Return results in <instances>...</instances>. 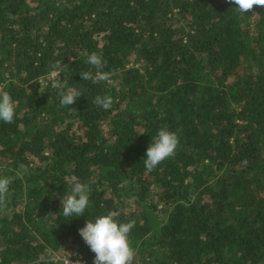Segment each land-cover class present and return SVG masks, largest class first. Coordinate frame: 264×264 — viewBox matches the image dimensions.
<instances>
[{"label": "trees", "instance_id": "16d2710c", "mask_svg": "<svg viewBox=\"0 0 264 264\" xmlns=\"http://www.w3.org/2000/svg\"><path fill=\"white\" fill-rule=\"evenodd\" d=\"M235 7L0 0V90L16 102L14 122L0 121V176L13 178L0 264H54L43 260L66 247L93 264L79 229L109 211L136 221L133 264H264V7ZM92 52L116 71L112 83L81 78L95 73ZM53 73L84 95L60 107ZM165 125L182 129L180 145L149 172ZM75 182L90 186V204L66 218Z\"/></svg>", "mask_w": 264, "mask_h": 264}, {"label": "clouds", "instance_id": "9594fccd", "mask_svg": "<svg viewBox=\"0 0 264 264\" xmlns=\"http://www.w3.org/2000/svg\"><path fill=\"white\" fill-rule=\"evenodd\" d=\"M228 3L236 5L235 9L242 16L253 11L254 6L264 7V0H227ZM252 15H257L254 11ZM87 63L95 69V73L90 70L80 72L84 81L92 84L100 82L112 83L111 77L116 75V71H104L108 62L101 55L92 52L88 55ZM67 67L61 61H57L55 68L62 72ZM53 88L57 90L60 97V107H70L77 99L84 95L83 87L76 88L68 86L59 78L53 83ZM114 103L111 95H97L93 104L109 110ZM16 116V102L8 91L0 90V121L11 124ZM182 129L170 131L165 125L160 128L156 135L152 137V143L146 151V159L143 160L144 167L151 172L165 160L172 158L180 145L179 133ZM13 183L11 176H0V208L7 205V195L10 185ZM91 188L89 185L75 182L71 186L70 194L61 199L62 215L66 218L81 217L85 214L90 204ZM56 195V194H54ZM54 216V215H53ZM116 211H109L107 214L99 215L95 219H88L85 226L79 229V235L85 244L95 254L93 264H133L136 255L131 246L130 233L135 227L136 221L120 222ZM70 264V261L68 262ZM79 264V261H77Z\"/></svg>", "mask_w": 264, "mask_h": 264}, {"label": "rangeland", "instance_id": "374dc122", "mask_svg": "<svg viewBox=\"0 0 264 264\" xmlns=\"http://www.w3.org/2000/svg\"><path fill=\"white\" fill-rule=\"evenodd\" d=\"M52 79H57V74L53 73L51 75ZM73 128H74V124H73ZM72 253H77L75 249H70L69 247H66L65 249H61L59 252H55L50 253L51 256L49 258H44L43 261H48V262H53L54 264H60L59 260L62 259V257H68L70 256ZM79 254V253H78ZM38 264V263H35Z\"/></svg>", "mask_w": 264, "mask_h": 264}, {"label": "built area", "instance_id": "2783aa9c", "mask_svg": "<svg viewBox=\"0 0 264 264\" xmlns=\"http://www.w3.org/2000/svg\"><path fill=\"white\" fill-rule=\"evenodd\" d=\"M70 261V264H77V261H79V264H90L88 263L81 254L78 253H72L68 257H62V259L59 260L60 264H68Z\"/></svg>", "mask_w": 264, "mask_h": 264}]
</instances>
